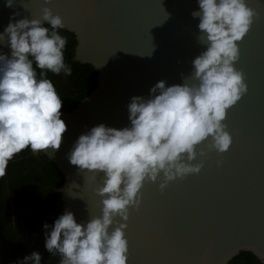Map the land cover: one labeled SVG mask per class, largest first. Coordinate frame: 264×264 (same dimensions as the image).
Masks as SVG:
<instances>
[{"label": "water", "instance_id": "1", "mask_svg": "<svg viewBox=\"0 0 264 264\" xmlns=\"http://www.w3.org/2000/svg\"><path fill=\"white\" fill-rule=\"evenodd\" d=\"M256 15L238 41L247 91L227 110L224 123L232 136L228 150L203 159L199 173L188 174L161 190L160 180L145 181L139 210L130 207L123 221L131 255L127 264H229L242 252L264 263V0H246ZM62 17L74 34V60L91 65L97 86L72 111H62L66 124L59 149L41 151L65 177L59 188L63 212L77 222L101 214L102 173L91 181L72 165L67 153L80 134L105 124H130L127 105L133 96L148 97L158 81L182 84L191 61L204 50L197 40V0H0V32L14 19L39 18L43 7ZM45 24H47L45 22ZM7 42L0 53L10 55ZM206 143V142H205ZM203 145H198L197 148ZM222 163L218 166L217 160Z\"/></svg>", "mask_w": 264, "mask_h": 264}, {"label": "clouds", "instance_id": "2", "mask_svg": "<svg viewBox=\"0 0 264 264\" xmlns=\"http://www.w3.org/2000/svg\"><path fill=\"white\" fill-rule=\"evenodd\" d=\"M197 3L191 15L199 18L197 40L205 48L191 61L184 82L166 86L161 80L148 97H131L128 126H93L67 153L72 165L91 174V181L102 173L100 186L93 189L101 198V214L78 223L65 209L51 225H43L44 248L60 254L59 264H127V225L117 217L127 221L130 207H139L144 182L159 179L163 190L177 178L199 173L204 160L192 163L197 156L229 149L227 110L247 91L243 72L234 66L237 42L256 11L246 0ZM13 5L14 0H5L6 7ZM17 15L0 32V43L11 49L10 55L0 53V176L26 147L32 152L59 149L66 131L61 97L43 71L71 74L64 60L67 40L57 31L64 27L62 17L46 6L39 18L15 20ZM14 264H41V253L34 250Z\"/></svg>", "mask_w": 264, "mask_h": 264}, {"label": "trees", "instance_id": "3", "mask_svg": "<svg viewBox=\"0 0 264 264\" xmlns=\"http://www.w3.org/2000/svg\"><path fill=\"white\" fill-rule=\"evenodd\" d=\"M49 27L50 25L45 24ZM66 37L65 63L71 74H53L43 70L61 97L62 111H72L97 86L98 73L89 64L74 60L77 45L74 34L57 29ZM35 67V65H34ZM41 69H36L39 76ZM68 79L69 86L63 84ZM65 183L62 172L41 151L26 147L8 161L4 175L0 176V264H14L32 251L41 253V264H59V253L44 248L45 229L63 213V202L58 192ZM11 205L18 209L15 221L11 218ZM34 241H31L32 237ZM229 264H264L251 252H242Z\"/></svg>", "mask_w": 264, "mask_h": 264}, {"label": "rangeland", "instance_id": "4", "mask_svg": "<svg viewBox=\"0 0 264 264\" xmlns=\"http://www.w3.org/2000/svg\"><path fill=\"white\" fill-rule=\"evenodd\" d=\"M63 84H64L65 86H69V81H68V79L63 78ZM10 213H11V218L13 219V221H15L16 218H17V216H18V214H19L18 209H16L15 206L11 205V211H10ZM34 240H35V237L33 236V237L31 238V241H34Z\"/></svg>", "mask_w": 264, "mask_h": 264}, {"label": "snow or ice", "instance_id": "5", "mask_svg": "<svg viewBox=\"0 0 264 264\" xmlns=\"http://www.w3.org/2000/svg\"><path fill=\"white\" fill-rule=\"evenodd\" d=\"M249 30H250V28H249ZM242 71V70H241ZM142 189V188H141ZM142 197H143V193L141 192L140 193V205H141V202H142ZM140 205H139V207H140ZM139 207H135V210H139ZM129 218H130V210H129V216H128V219L127 220H129ZM131 255V251H130V247H129V245H128V251H127V256L129 257Z\"/></svg>", "mask_w": 264, "mask_h": 264}]
</instances>
